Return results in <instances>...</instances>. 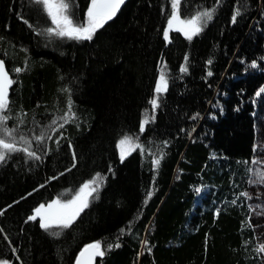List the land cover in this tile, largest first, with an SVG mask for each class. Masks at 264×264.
Listing matches in <instances>:
<instances>
[{
	"label": "trees",
	"instance_id": "trees-1",
	"mask_svg": "<svg viewBox=\"0 0 264 264\" xmlns=\"http://www.w3.org/2000/svg\"><path fill=\"white\" fill-rule=\"evenodd\" d=\"M240 2L181 0L182 20L212 9L214 17L191 40L172 29L166 41L171 0H129L81 41L48 35L55 27L35 0H0V59L14 80L8 126L29 138L48 133L32 143L40 160L15 153L0 164V261L74 264L99 242L96 264H264L255 251L264 217L254 223L250 196L241 195L250 193L260 142L264 0H243L232 23ZM90 4L72 0L76 25H86ZM162 68L168 91L140 133ZM69 103L74 116L64 124ZM125 136L140 147L121 161ZM97 173L103 182L70 228L46 232L39 218L27 220L41 204L74 199Z\"/></svg>",
	"mask_w": 264,
	"mask_h": 264
},
{
	"label": "snow or ice",
	"instance_id": "snow-or-ice-1",
	"mask_svg": "<svg viewBox=\"0 0 264 264\" xmlns=\"http://www.w3.org/2000/svg\"><path fill=\"white\" fill-rule=\"evenodd\" d=\"M37 4L42 6V11L50 18L51 23L55 25V28L49 27L46 31L48 35H54L56 37L64 38L68 37L71 39L90 41L93 39L94 35L98 29L102 28L108 21L112 20L116 14L119 12L121 5L125 3V0H91V4L87 9L86 17L87 23L84 26L76 25L74 17L72 16L69 8L71 7L72 0H35ZM181 0H171V15L167 20V28L163 32L164 39L169 40V32L173 29L174 24H178L176 31H181L188 40H191L193 36L198 35L203 27L210 22L215 13V9L210 11H202L192 15L187 20H182L179 15L178 5ZM219 2V0H217ZM246 7V4L241 0L240 7H238L231 16V22L236 23L237 18L241 15V9ZM188 58L185 57V63L179 69L180 73H187ZM212 61L209 60L208 64L211 65ZM257 65L253 61L251 67L255 68ZM22 69L17 68L15 72L19 73ZM213 75L212 71L207 72V76L211 77ZM14 83V80L9 77L8 71L5 70V64L0 60V164L6 162L13 154L23 153L29 160H40L42 157L37 155L36 151L32 149V143L35 141L37 145H42L45 138L48 136L47 131L41 130L36 133L34 137L29 138V136L20 131L19 125L14 127L8 126V120L11 119L10 115V99H9V88ZM169 82L167 75L163 68L160 70L159 78L154 87V97L149 100V104L152 107V116L146 115L140 123L139 131L143 133L145 131V126L155 120V110L160 106V97L168 91ZM264 92V88L256 93L257 96ZM199 114H196L192 119H196ZM74 116L71 113V104L68 105V111L65 113L61 119L64 124L68 123L69 120ZM22 123V122H21ZM53 125L57 123L56 120L51 122ZM64 124H60L63 127ZM59 144V140L56 141ZM71 147V145H69ZM125 146H127L128 152H131L140 147L138 143L131 136H125L119 141L118 148L121 149L120 156L121 161L126 156ZM166 146V142H165ZM46 151V149H45ZM73 159L75 160V153H73ZM153 165L157 168L160 163V159H154L152 161ZM253 163H259V161H253ZM260 181H264V172L258 173ZM104 177L99 173L86 182L77 193L76 197L69 200L67 203L62 204L59 200L49 204L47 208L45 205L41 204L35 209L33 215L27 217L28 221H36L39 218V227L44 231H49L52 228L67 229L72 226L75 219L78 217L81 211L88 206V197L96 192L103 182ZM95 185V187H93ZM199 191V189L197 190ZM245 197H249L247 192L241 193ZM152 192L147 193V199H150ZM250 198V197H249ZM147 199L145 203H147ZM57 208L58 211L52 212L51 209ZM3 215V212H0ZM249 225L251 226L250 220ZM2 231V230H0ZM54 236H59V233H53ZM147 246V241L144 242ZM116 244L115 247H119ZM112 246H109V250ZM13 251H15L13 249ZM255 251L258 254H264V243L259 244ZM89 254V264L96 256H103L104 250H102L101 244L99 242L92 243L86 246L81 252L76 260V264H83L82 257L85 254ZM0 264H7L6 261H0Z\"/></svg>",
	"mask_w": 264,
	"mask_h": 264
},
{
	"label": "rangeland",
	"instance_id": "rangeland-1",
	"mask_svg": "<svg viewBox=\"0 0 264 264\" xmlns=\"http://www.w3.org/2000/svg\"><path fill=\"white\" fill-rule=\"evenodd\" d=\"M86 23H87V17H86ZM53 26L55 27V25ZM178 26H179L178 24H174L173 29H176V27ZM255 119H256V125H257V136L259 139L258 141L260 142L259 144H257L258 157H256L254 161H259V163L258 164L252 163L253 168L251 170L250 184H249L250 185L249 205H250L253 217H254L253 218L255 221L254 223H257L258 221L262 220V217H264V181H260L258 177V173L264 172V94H262V96L260 97L257 103V113L255 115ZM118 144H117V151L121 159V156H120L121 149L118 148ZM125 152H126V156H128V154H130L132 151L128 152L127 146H125ZM89 198L90 196L88 197V200ZM50 204H53V202ZM47 206H45V208H47ZM51 211L56 212L58 211V209L54 207L53 209H51ZM257 228L259 229V227Z\"/></svg>",
	"mask_w": 264,
	"mask_h": 264
},
{
	"label": "water",
	"instance_id": "water-1",
	"mask_svg": "<svg viewBox=\"0 0 264 264\" xmlns=\"http://www.w3.org/2000/svg\"><path fill=\"white\" fill-rule=\"evenodd\" d=\"M128 1H129V0H125V3H124L123 5H121L120 10L123 8V6H124ZM120 10H119V12H120ZM119 12H118V13H119ZM118 13L116 14V16L118 15ZM116 16H115V17H116ZM115 17H114V18H115ZM114 18H113V19H114ZM113 19H112V20H113ZM110 21H111V20H110ZM0 60H1V59H0ZM5 70L8 71L7 68H6V66H5ZM8 73H9V72H8ZM9 77L12 79L10 73H9ZM12 86H13V84H12L11 87L9 88V95H10V92H11ZM87 246H88V245H87ZM85 247H86V246H85ZM85 247H84V248H85ZM84 248H83V249H84ZM83 249H82V250H83ZM82 250H81V251H82ZM81 251H80V252H81ZM80 252H79V254H78L77 257H76V260H77V258L79 257ZM99 257H100V256H96V257H94V258L92 259V261H91V264H96V261H97V259H98ZM81 259H82V261H83V264H89V254L86 253L85 256L82 257ZM76 260H75L74 264H76Z\"/></svg>",
	"mask_w": 264,
	"mask_h": 264
}]
</instances>
